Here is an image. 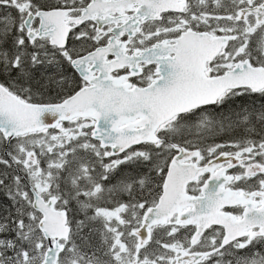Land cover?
Masks as SVG:
<instances>
[{
    "label": "snow or ice",
    "instance_id": "snow-or-ice-1",
    "mask_svg": "<svg viewBox=\"0 0 264 264\" xmlns=\"http://www.w3.org/2000/svg\"><path fill=\"white\" fill-rule=\"evenodd\" d=\"M0 264H264V0H0Z\"/></svg>",
    "mask_w": 264,
    "mask_h": 264
}]
</instances>
